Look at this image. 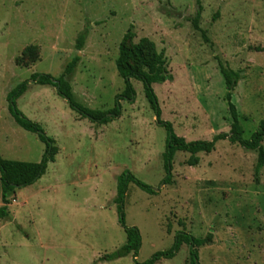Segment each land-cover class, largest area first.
I'll use <instances>...</instances> for the list:
<instances>
[{"label":"rangeland","instance_id":"obj_1","mask_svg":"<svg viewBox=\"0 0 264 264\" xmlns=\"http://www.w3.org/2000/svg\"><path fill=\"white\" fill-rule=\"evenodd\" d=\"M200 4L198 24L208 41L191 23L197 0H0V155L39 162L45 150L9 109L8 93L24 81L15 106L57 147L39 179L9 194L8 214L0 217V264H134L132 254L99 260L126 240L114 202L124 170L155 191L130 182L124 197L125 224L141 235L138 262L168 249L174 233L185 230L212 233L197 248L199 264H264V167L254 173L255 152L219 140L190 166L189 153L177 151L172 183L162 184L166 132L141 81L130 79L134 99L120 98L118 118L96 124L55 87L31 79L58 77L77 55L68 78L74 100L112 108L124 88L115 66L118 45L131 26L133 43L145 39L165 55L171 79L152 87L160 118L177 135L210 140L229 131L221 62L239 74L231 101L246 138L264 120V0ZM187 250L182 244L155 264H187Z\"/></svg>","mask_w":264,"mask_h":264},{"label":"trees","instance_id":"obj_2","mask_svg":"<svg viewBox=\"0 0 264 264\" xmlns=\"http://www.w3.org/2000/svg\"><path fill=\"white\" fill-rule=\"evenodd\" d=\"M200 0H197V9L191 20L194 29L200 31L206 41L205 32L198 24L201 13ZM85 31L78 34L76 38V49L81 50L84 43ZM134 33L131 26L123 34L118 45V54L115 59L117 73L123 79L124 88L120 94L115 97L112 108L108 109H92L77 103L73 98L72 88L69 76L74 71L78 56L75 55L64 66L63 72L58 77H52L50 74H33L31 79L33 82L41 85H52L56 88L59 95L65 98L69 106L74 109L82 118H87L90 122L96 124H106L121 114L120 98L125 100L134 99V88L130 79L141 81L146 99L150 107L155 113V121L159 126L164 127L166 132L165 151L163 153L164 169L166 172L162 180V184L172 183V163L173 157L177 151L189 153L186 163L190 166L199 162L198 153H209L214 150L215 143L219 140H227L232 144H236L246 150L256 153L254 173L257 175L262 167H264V120H262L257 128L248 136H243V127L239 121V115L236 106L231 101V91L236 85L239 74L238 72L225 67L221 62L218 63L220 74L224 80L226 87L225 100L227 102V110L230 117V127L227 132H219L212 136L210 140L195 139L186 140L184 137L177 135L168 121L160 118L161 111L158 107L157 96L154 93L152 85L170 80L171 75L167 69V62L163 51H156L154 46L147 43L145 39L133 43ZM30 48V47H29ZM28 81L21 82L16 88L11 90L7 95L9 101V109L15 123L22 129L37 134L38 139L45 145L42 159L39 162H28L21 160L4 159L0 155V217L8 214L7 205L10 202L9 194L13 193L17 188L25 187L32 184L41 177L47 163L54 161L57 153V147L54 140L48 137L36 122L28 119L15 106L14 99L25 90ZM116 203L117 222L122 227L126 240L115 251L104 255L99 260H112L120 258L128 254H132L134 264H155L160 259H170L179 250L182 244L188 246L187 264H199L198 247L208 244L212 241V233L208 232L205 236H195L185 230H178L174 233L172 245L163 251L154 252L148 259L138 262L136 256L141 246V235L136 227H129L125 224V216L123 212L124 197L127 186L130 182L136 184L139 188L149 194L155 193L148 185L136 179L130 172L124 170L120 173L116 180Z\"/></svg>","mask_w":264,"mask_h":264}]
</instances>
